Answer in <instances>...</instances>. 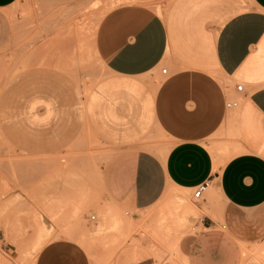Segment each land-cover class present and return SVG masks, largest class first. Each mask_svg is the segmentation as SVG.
Returning <instances> with one entry per match:
<instances>
[{"label": "crops", "instance_id": "obj_1", "mask_svg": "<svg viewBox=\"0 0 264 264\" xmlns=\"http://www.w3.org/2000/svg\"><path fill=\"white\" fill-rule=\"evenodd\" d=\"M16 1L0 0V50ZM131 1L98 23L108 75L97 82L94 110L67 74H17L0 94L1 131L32 156H56L83 130L112 148L103 199L127 208L135 230H149L131 232L107 264H264V0ZM232 91L239 105L227 107ZM222 142L239 146L225 162L209 148ZM82 194L61 204L75 220ZM168 198L200 213L190 233L174 231L172 219L155 223ZM81 232L48 240L33 264H94L88 254L102 251L89 253Z\"/></svg>", "mask_w": 264, "mask_h": 264}, {"label": "rangeland", "instance_id": "obj_2", "mask_svg": "<svg viewBox=\"0 0 264 264\" xmlns=\"http://www.w3.org/2000/svg\"><path fill=\"white\" fill-rule=\"evenodd\" d=\"M119 1L17 0L6 10L11 36L0 50V94L17 74L29 73L32 78L35 72L55 71L70 76L86 94L84 108L91 113L97 103L96 91L102 87L97 82L108 75L97 51L96 29L108 8ZM137 1L147 0L131 2ZM162 66L168 67L161 64L159 70ZM158 75L162 76L160 71ZM236 97L239 95L232 91L229 100ZM228 135L236 134L231 131ZM209 148L221 162L239 150L230 142ZM113 154L111 147L83 130L56 156H32L13 145L0 129V264H33L34 256L48 240L75 229L86 233L89 253L91 248L102 251L88 254L94 264H107L112 250L131 232L149 230V225L135 230L127 208H115L103 199L104 169ZM75 192L83 193L84 198L82 204L79 202L78 220L69 216L71 205L61 206L63 198L69 199ZM188 199L189 194L190 202ZM167 202L168 211H159L155 223L172 219L174 231L190 233L193 222L189 219H198L200 213L186 214L179 200L168 198ZM76 225L79 227H73ZM165 255L173 254H158L157 258Z\"/></svg>", "mask_w": 264, "mask_h": 264}, {"label": "built area", "instance_id": "obj_3", "mask_svg": "<svg viewBox=\"0 0 264 264\" xmlns=\"http://www.w3.org/2000/svg\"><path fill=\"white\" fill-rule=\"evenodd\" d=\"M161 72L165 73L166 72V68H162ZM242 87H243L242 83H238V84H236L235 89H236L237 92H240L242 90ZM226 105H227V107H236V106L239 105V101L238 100H231V101L227 102ZM209 184L210 183H209L208 180L198 184L193 189L192 197L193 198H198L209 187ZM91 219H94L93 215L91 216Z\"/></svg>", "mask_w": 264, "mask_h": 264}, {"label": "bare ground", "instance_id": "obj_4", "mask_svg": "<svg viewBox=\"0 0 264 264\" xmlns=\"http://www.w3.org/2000/svg\"><path fill=\"white\" fill-rule=\"evenodd\" d=\"M184 212L187 213H195V210H194V207L191 206V205H185V208H184ZM37 218V217H36ZM186 219V218H185ZM184 221V220H183ZM49 235V234H48ZM72 235V234H71ZM51 237H52V234H51ZM48 242V241H47ZM46 244V243H45ZM36 245V244H35ZM38 245V243H37ZM34 248V247H33ZM37 254V253H36ZM10 263V262H9Z\"/></svg>", "mask_w": 264, "mask_h": 264}]
</instances>
